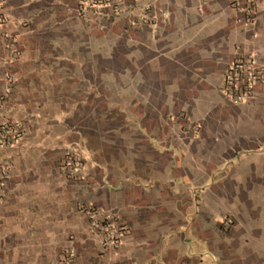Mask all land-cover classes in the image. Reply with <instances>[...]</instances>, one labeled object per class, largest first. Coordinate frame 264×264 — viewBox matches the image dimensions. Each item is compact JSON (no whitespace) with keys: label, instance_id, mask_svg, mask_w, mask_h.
<instances>
[{"label":"crops","instance_id":"1","mask_svg":"<svg viewBox=\"0 0 264 264\" xmlns=\"http://www.w3.org/2000/svg\"><path fill=\"white\" fill-rule=\"evenodd\" d=\"M85 1L0 0V264H264V0Z\"/></svg>","mask_w":264,"mask_h":264},{"label":"built area","instance_id":"2","mask_svg":"<svg viewBox=\"0 0 264 264\" xmlns=\"http://www.w3.org/2000/svg\"><path fill=\"white\" fill-rule=\"evenodd\" d=\"M236 11L242 15L238 18L241 25L250 26L253 22L252 0H232ZM108 0H86L83 4L86 8H94L104 5ZM264 84V72L257 65L256 59L252 54H246L232 60L226 68L220 92L223 97L232 104L246 102L250 96L252 88L255 85ZM20 137V130L15 124L5 123L0 127V147H9ZM74 166H76L74 164ZM229 223V220H226ZM108 235L106 239L111 245H117V237L110 231L105 230Z\"/></svg>","mask_w":264,"mask_h":264},{"label":"rangeland","instance_id":"3","mask_svg":"<svg viewBox=\"0 0 264 264\" xmlns=\"http://www.w3.org/2000/svg\"><path fill=\"white\" fill-rule=\"evenodd\" d=\"M255 3V0H252V6L254 5ZM253 8V7H252ZM119 12V10H118ZM150 20H152V17H150L149 15H141L139 17V21L140 23H146V22H149ZM3 24V21H0V26H2ZM192 135L195 133L194 130H189ZM68 153V157L67 159L64 161V173H82L83 172V168L81 167L82 165V158H81V155L77 152V151H74L73 149L72 150H68L67 151ZM74 164L76 166H74ZM209 183H210V180H209ZM204 185L206 186V182H204ZM224 224L227 225V222L226 220L224 219L222 221Z\"/></svg>","mask_w":264,"mask_h":264}]
</instances>
